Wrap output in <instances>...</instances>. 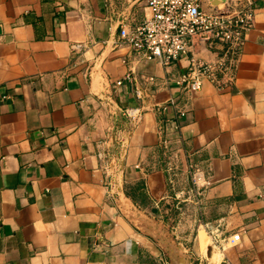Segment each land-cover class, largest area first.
I'll return each instance as SVG.
<instances>
[{
    "label": "crops",
    "instance_id": "obj_1",
    "mask_svg": "<svg viewBox=\"0 0 264 264\" xmlns=\"http://www.w3.org/2000/svg\"><path fill=\"white\" fill-rule=\"evenodd\" d=\"M252 2L233 84L192 93L177 83L189 57L165 66L119 44L148 0H0V264H264V0ZM140 184L144 204L127 194Z\"/></svg>",
    "mask_w": 264,
    "mask_h": 264
},
{
    "label": "built area",
    "instance_id": "obj_2",
    "mask_svg": "<svg viewBox=\"0 0 264 264\" xmlns=\"http://www.w3.org/2000/svg\"><path fill=\"white\" fill-rule=\"evenodd\" d=\"M150 15L139 25L122 28L119 44L126 46L131 55L145 60H158L165 66L178 62L181 56L189 57V67L179 78L178 85L187 92H199L208 80L225 90L234 82L236 60L245 42V33L250 30L254 15L252 0H226L214 14L201 11L199 0H148ZM196 46L216 49L218 57L214 62L197 59ZM73 53L78 60L86 62V44H75ZM133 69L125 79H131ZM124 80L118 81L121 85ZM139 99L141 91L136 90ZM141 112L131 110L128 115L138 121ZM195 182L192 194L199 195ZM211 236L219 231L208 230ZM240 234L230 240L235 244ZM222 264H230L226 258Z\"/></svg>",
    "mask_w": 264,
    "mask_h": 264
},
{
    "label": "trees",
    "instance_id": "obj_3",
    "mask_svg": "<svg viewBox=\"0 0 264 264\" xmlns=\"http://www.w3.org/2000/svg\"><path fill=\"white\" fill-rule=\"evenodd\" d=\"M141 189H142V185L140 184L137 187H135L134 189H132L131 192H127V194L134 201H136L137 199H140L142 204H144L146 202V196L143 194ZM155 211L156 210H153V212H155Z\"/></svg>",
    "mask_w": 264,
    "mask_h": 264
},
{
    "label": "water",
    "instance_id": "obj_4",
    "mask_svg": "<svg viewBox=\"0 0 264 264\" xmlns=\"http://www.w3.org/2000/svg\"><path fill=\"white\" fill-rule=\"evenodd\" d=\"M226 2V0H217L215 2V5L217 6V8H219L221 5H223Z\"/></svg>",
    "mask_w": 264,
    "mask_h": 264
},
{
    "label": "rangeland",
    "instance_id": "obj_5",
    "mask_svg": "<svg viewBox=\"0 0 264 264\" xmlns=\"http://www.w3.org/2000/svg\"><path fill=\"white\" fill-rule=\"evenodd\" d=\"M164 165V164H163ZM163 167V166H162Z\"/></svg>",
    "mask_w": 264,
    "mask_h": 264
}]
</instances>
